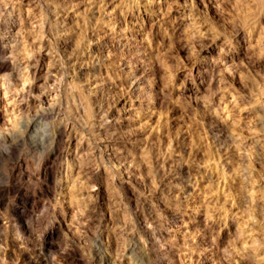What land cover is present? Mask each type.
I'll return each instance as SVG.
<instances>
[{
  "label": "clouds",
  "instance_id": "9594fccd",
  "mask_svg": "<svg viewBox=\"0 0 264 264\" xmlns=\"http://www.w3.org/2000/svg\"><path fill=\"white\" fill-rule=\"evenodd\" d=\"M0 264H264V0H0Z\"/></svg>",
  "mask_w": 264,
  "mask_h": 264
}]
</instances>
